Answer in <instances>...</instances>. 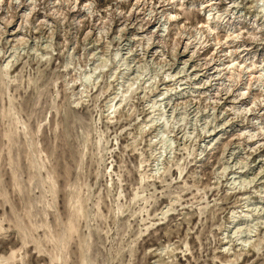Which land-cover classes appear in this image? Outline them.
<instances>
[{
  "label": "rangeland",
  "instance_id": "rangeland-1",
  "mask_svg": "<svg viewBox=\"0 0 264 264\" xmlns=\"http://www.w3.org/2000/svg\"><path fill=\"white\" fill-rule=\"evenodd\" d=\"M0 36V264H264V0H0Z\"/></svg>",
  "mask_w": 264,
  "mask_h": 264
},
{
  "label": "bare ground",
  "instance_id": "bare-ground-1",
  "mask_svg": "<svg viewBox=\"0 0 264 264\" xmlns=\"http://www.w3.org/2000/svg\"><path fill=\"white\" fill-rule=\"evenodd\" d=\"M138 1V0H137ZM233 4V3H232ZM36 5V4H35ZM212 5V4H211ZM234 6V5H233ZM212 7H214V6H212ZM217 7V6H216ZM215 7V8H216ZM212 9V8H211ZM219 10V9H218ZM153 11V10H152ZM226 11V10H225ZM151 12V11H150ZM149 12V13H150ZM154 12V11H153ZM153 12H151V13H153ZM220 13V12H219ZM218 13V14H219ZM136 14V13H135ZM154 14V13H153ZM166 14V13H165ZM211 14H212V12H211ZM143 15H145V14H143ZM210 15V14H209ZM208 15V16H209ZM224 15V13L223 14H219V15H217V18H219V19H221V17ZM238 15V14H237ZM169 16L172 18V17H174L173 15H170V13H169ZM211 16V15H210ZM209 16V17H210ZM134 17V16H133ZM209 17H207V18H209ZM140 18V17H139ZM144 18V17H143ZM156 18V17H155ZM142 19V18H141ZM153 19V18H152ZM146 20V19H145ZM155 20V19H154ZM171 20V19H170ZM209 20V19H208ZM137 21V20H136ZM156 21V20H155ZM209 22V21H208ZM144 23V22H143ZM126 24V23H125ZM147 24V23H146ZM131 25V24H130ZM140 25H141V23H140ZM234 25V24H233ZM23 26V25H22ZM17 27V26H16ZM130 27V26H129ZM128 27V28H129ZM142 27V26H141ZM154 27V26H153ZM100 28V27H99ZM123 29V28H122ZM138 29V28H137ZM140 29V28H139ZM138 29V30H139ZM141 30H142V28H141ZM97 31V30H96ZM137 31V30H136ZM146 31V30H145ZM6 32V31H5ZM5 32H3V33H5ZM19 30L17 29V28H15V27H9V29L7 30V35H6V37H7V39L8 40H11V42H16V41H18V34H19ZM141 32V31H140ZM147 33V32H146ZM154 33V32H153ZM238 33V32H237ZM132 34V33H131ZM4 35V34H3ZM133 35V34H132ZM136 35V34H135ZM138 35V34H137ZM146 35V34H145ZM159 35V34H158ZM188 35V34H187ZM131 36V35H130ZM160 36V35H159ZM1 37V36H0ZM129 37V36H128ZM138 37V36H137ZM137 37H135V38H137ZM140 37V36H139ZM138 37V38H139ZM145 38H149V36H144ZM151 37V36H150ZM130 38V37H129ZM131 38H133L132 36H131ZM137 38V39H138ZM141 38V37H140ZM28 39V38H27ZM121 39V38H120ZM127 40H128V38H126ZM150 40H151V38H150ZM200 40V39H199ZM6 41V40H5ZM132 41V40H131ZM138 41V40H137ZM147 41V40H146ZM23 42V41H22ZM115 42V41H114ZM125 42V41H124ZM128 42V41H127ZM19 43V42H18ZM151 44V43H150ZM154 44V43H153ZM14 45V44H13ZM155 45H156V43H155ZM188 45H189V43H188V41H186V42H184V44H183V46H182V48H183V50L181 51H179V56H180V60L183 62V63H185V65L186 64H188V62H189V60H190V58L193 56V55H189V47H188ZM124 47V46H123ZM147 47H149L148 49H146L147 50V54H149L150 55V57H154L155 55H156V52H157V49H155V46L153 45V46H148L147 45ZM248 47V46H247ZM13 48V47H12ZM135 48V47H134ZM127 49V48H126ZM133 49V48H132ZM246 49V48H245ZM215 51V50H214ZM243 51V50H242ZM137 53V52H136ZM135 53V54H136ZM138 54V53H137ZM192 54V53H191ZM251 54V53H250ZM139 56H141L140 54H139ZM188 56H190V57H188ZM143 57H145V56H143ZM247 58V57H246ZM246 58L244 59V60H242V62L243 61H245L246 60ZM141 59H142V56H141ZM155 59V58H154ZM193 60V59H192ZM191 60V61H192ZM138 61V60H137ZM182 62H180V63H182ZM214 62V61H213ZM246 62V61H245ZM208 63V62H207ZM240 63V62H239ZM190 64V63H189ZM183 66V65H182ZM184 67V66H183ZM226 67V66H225ZM188 68V67H187ZM198 68V67H197ZM249 68V67H248ZM251 68V67H250ZM206 69V68H205ZM180 70V69H179ZM196 70V69H195ZM249 70V69H248ZM189 71V70H188ZM192 71V70H191ZM211 71V70H210ZM215 71V70H214ZM182 72V71H181ZM180 72V73H181ZM183 73V72H182ZM206 73V72H205ZM213 73V72H212ZM212 73H208V75H207V82H211V80L213 81V80H217V78H213L214 77V74H212ZM251 74V73H250ZM189 75V74H188ZM258 77H259V79L260 78H262V70L261 71H259L258 72ZM197 76V75H196ZM201 76V75H200ZM221 76V75H220ZM235 76V75H234ZM179 77V76H178ZM233 77V76H232ZM257 77V78H258ZM197 78V77H196ZM230 78H231V76H230ZM241 79V78H240ZM239 80V79H238ZM170 81V80H169ZM204 82V81H203ZM220 82V81H219ZM218 82V83H219ZM218 83H216L215 82V84H216V87H215V89H217V87H219V86H217L218 85ZM257 83V82H256ZM205 84V83H204ZM209 84V83H208ZM221 84V83H220ZM223 84V83H222ZM170 85V84H169ZM203 85V84H202ZM206 85V84H205ZM211 85V84H210ZM165 86H166V84H165ZM212 86V85H211ZM223 86V85H222ZM168 87V86H167ZM210 87V86H209ZM168 88H170V87H168ZM167 89V88H166ZM128 90V89H127ZM196 90V89H195ZM207 90V89H206ZM223 90V89H222ZM221 90V91H222ZM181 91V90H180ZM197 91V90H196ZM217 91V90H216ZM224 91H225V89H224ZM178 92V91H177ZM177 92H175V93H171L170 92V95H169V99H171V98H174V99H172V100H170V101H172V103L173 104H175V105H173V106H176V105H178L182 100H185L186 98L184 97V96H182V94L179 92V93H177ZM188 92V91H187ZM218 92V91H217ZM127 93V92H126ZM221 93V92H220ZM226 93V92H225ZM215 94V93H214ZM222 94V93H221ZM162 95V94H161ZM216 95V94H215ZM214 95V96H215ZM218 95V94H217ZM216 95V96H217ZM234 95V94H233ZM174 96V97H173ZM186 96H187V94H186ZM202 96V95H201ZM204 96V95H203ZM219 96V95H218ZM223 96V95H222ZM239 96V95H238ZM232 97H234V96H232ZM231 97V98H232ZM235 97H237V96H235ZM117 98V97H116ZM217 98V97H216ZM223 98H225V97H223ZM222 98V99H223ZM221 99V100H222ZM239 99V98H238ZM240 99H242V98H240ZM190 100H192V99H190ZM195 100V99H194ZM194 100H192V101H194ZM199 100V99H198ZM213 100H215V99H213ZM234 99H232V101H233ZM237 100V99H236ZM223 101V100H222ZM228 101V100H227ZM231 101V100H230ZM235 101V100H234ZM169 103V102H168ZM190 103V102H189ZM193 103V102H192ZM216 103V102H215ZM205 104H206V102H205ZM228 104V103H227ZM231 104V103H230ZM203 105V104H202ZM217 105V104H216ZM180 106V105H179ZM219 106V105H218ZM231 106V105H230ZM252 106V105H251ZM115 108V107H114ZM170 108V107H169ZM176 108V107H175ZM216 108V107H215ZM232 108V107H231ZM230 108V109H231ZM247 108V107H246ZM255 108V107H254ZM171 109V108H170ZM214 109V108H213ZM221 109V108H220ZM223 109V108H222ZM222 109H221V111H222ZM229 109V110H230ZM248 109V108H247ZM246 109V110H247ZM226 110V109H225ZM224 111V110H223ZM149 112V111H148ZM225 112V111H224ZM226 113H228V112H226ZM231 113V112H230ZM152 114V113H151ZM223 117V116H222ZM180 120H181V118H180ZM228 120V119H227ZM225 121V120H224ZM224 121H223V125H224ZM164 122V121H163ZM227 123H228V121H227ZM170 124V123H169ZM212 130V129H211ZM154 131V130H153ZM217 132V131H216ZM210 135L209 136H212L213 135V133H212V131L209 133ZM244 134V133H243ZM215 136V135H214ZM251 137V136H250ZM258 137V136H257ZM253 138V137H252ZM257 139V138H256ZM212 140H215L214 138L212 139ZM258 143V142H257ZM261 146H263V145H261ZM244 156V155H243ZM259 161V163L256 165V169L258 168H261V169H259V172H257V177H259V180H260V178L261 179H263V180H261L260 181V183L261 182H264V168H262L263 167V165H264V161H262V159H260V160H258ZM226 169V168H225ZM224 175V174H223ZM252 182V181H251ZM235 184V183H234ZM264 222V221H263ZM252 229V228H251ZM237 233V232H236ZM245 241V240H244ZM249 241V240H248ZM262 250V249H261ZM230 253V252H229ZM234 259V258H233Z\"/></svg>",
  "mask_w": 264,
  "mask_h": 264
}]
</instances>
